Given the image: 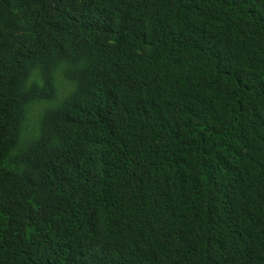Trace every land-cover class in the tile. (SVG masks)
<instances>
[{
	"label": "trees",
	"instance_id": "16d2710c",
	"mask_svg": "<svg viewBox=\"0 0 264 264\" xmlns=\"http://www.w3.org/2000/svg\"><path fill=\"white\" fill-rule=\"evenodd\" d=\"M0 264H264V0H0Z\"/></svg>",
	"mask_w": 264,
	"mask_h": 264
}]
</instances>
